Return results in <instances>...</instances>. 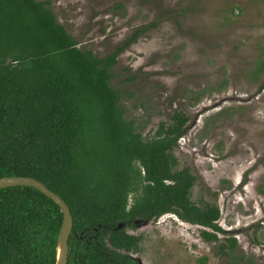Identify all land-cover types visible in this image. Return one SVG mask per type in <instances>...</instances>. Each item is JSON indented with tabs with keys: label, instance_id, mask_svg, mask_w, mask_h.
Listing matches in <instances>:
<instances>
[{
	"label": "trees",
	"instance_id": "obj_1",
	"mask_svg": "<svg viewBox=\"0 0 264 264\" xmlns=\"http://www.w3.org/2000/svg\"><path fill=\"white\" fill-rule=\"evenodd\" d=\"M148 29L99 57L47 1L0 0V177L36 178L65 200L74 220L67 264H130L142 236L127 228L165 214L203 227L207 242L225 234V255L238 245L218 224V205L192 200L196 177L174 155L189 117L176 111L144 137L110 84L118 56ZM62 223L38 189L1 188L0 264H56Z\"/></svg>",
	"mask_w": 264,
	"mask_h": 264
},
{
	"label": "rangeland",
	"instance_id": "obj_2",
	"mask_svg": "<svg viewBox=\"0 0 264 264\" xmlns=\"http://www.w3.org/2000/svg\"><path fill=\"white\" fill-rule=\"evenodd\" d=\"M84 50L118 56L110 84L124 117L151 137L181 111L189 117L174 149L196 177L191 198L220 207L226 236L174 214L138 222L130 253L142 264H264V0H38ZM154 24V25H153ZM225 250H228L225 248Z\"/></svg>",
	"mask_w": 264,
	"mask_h": 264
},
{
	"label": "water",
	"instance_id": "obj_3",
	"mask_svg": "<svg viewBox=\"0 0 264 264\" xmlns=\"http://www.w3.org/2000/svg\"><path fill=\"white\" fill-rule=\"evenodd\" d=\"M11 186H30L36 188L42 193H44L46 196L51 198L60 207L61 211L63 212V223L57 241L56 264H67L68 253H69L68 240L74 227L73 215L68 204L59 194H57L55 191L50 189L45 183L33 177H29V176L0 177V189ZM150 220H144V221L136 220L135 225L140 221L147 222ZM122 227L123 224L120 223L118 228H122Z\"/></svg>",
	"mask_w": 264,
	"mask_h": 264
},
{
	"label": "flooded vegetation",
	"instance_id": "obj_4",
	"mask_svg": "<svg viewBox=\"0 0 264 264\" xmlns=\"http://www.w3.org/2000/svg\"><path fill=\"white\" fill-rule=\"evenodd\" d=\"M127 230H130V228H127ZM140 245H141V243H140ZM140 250H141V246H140ZM140 250H138V251H140ZM130 253H132V252H130ZM129 253V254H130ZM106 258H108V254L106 255ZM130 259H131V263L130 264H142V262L139 260V258L138 257H136V256H133V255H131L130 254ZM123 263L124 264H128V262L127 261H123Z\"/></svg>",
	"mask_w": 264,
	"mask_h": 264
}]
</instances>
